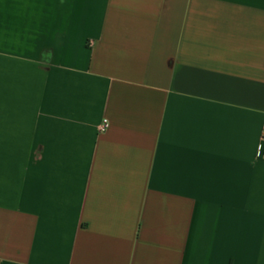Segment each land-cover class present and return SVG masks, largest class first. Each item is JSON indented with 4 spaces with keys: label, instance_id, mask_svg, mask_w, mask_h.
<instances>
[{
    "label": "crops",
    "instance_id": "crops-1",
    "mask_svg": "<svg viewBox=\"0 0 264 264\" xmlns=\"http://www.w3.org/2000/svg\"><path fill=\"white\" fill-rule=\"evenodd\" d=\"M0 264H264V0H0Z\"/></svg>",
    "mask_w": 264,
    "mask_h": 264
},
{
    "label": "built area",
    "instance_id": "built-area-1",
    "mask_svg": "<svg viewBox=\"0 0 264 264\" xmlns=\"http://www.w3.org/2000/svg\"><path fill=\"white\" fill-rule=\"evenodd\" d=\"M109 126V122H108V120L107 119H105L104 121H103V123L101 124V129L102 130H104V129H106L107 127ZM262 147H263V144H260V149H262Z\"/></svg>",
    "mask_w": 264,
    "mask_h": 264
}]
</instances>
